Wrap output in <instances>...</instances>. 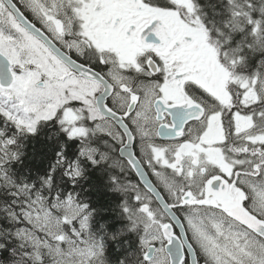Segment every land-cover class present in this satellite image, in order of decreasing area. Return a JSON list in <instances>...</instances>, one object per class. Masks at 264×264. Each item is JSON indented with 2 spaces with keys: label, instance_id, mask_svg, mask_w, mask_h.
<instances>
[{
  "label": "snow or ice",
  "instance_id": "1",
  "mask_svg": "<svg viewBox=\"0 0 264 264\" xmlns=\"http://www.w3.org/2000/svg\"><path fill=\"white\" fill-rule=\"evenodd\" d=\"M0 264H264V0H0Z\"/></svg>",
  "mask_w": 264,
  "mask_h": 264
}]
</instances>
